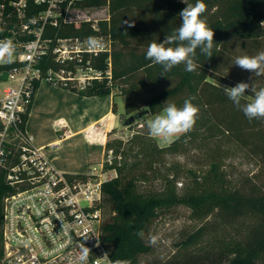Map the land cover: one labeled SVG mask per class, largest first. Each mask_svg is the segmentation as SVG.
<instances>
[{"label":"trees","instance_id":"obj_1","mask_svg":"<svg viewBox=\"0 0 264 264\" xmlns=\"http://www.w3.org/2000/svg\"><path fill=\"white\" fill-rule=\"evenodd\" d=\"M4 3L0 36L14 30L20 39L33 38L34 34H19L20 19L9 0ZM195 3L196 0H75L73 5L77 7L106 4L109 17L98 20L96 28L93 20L46 23L42 37L50 39V46L37 66L43 74L63 66L74 68L75 64H89L105 72L110 60L111 84L105 77L93 79L82 89L73 85L64 87L83 95L104 96L111 94L115 85L124 96V112L135 113L134 118L141 116L139 109L143 106L144 112L157 113L167 101L177 105L193 98L192 103L199 108L196 123L189 132L164 146L144 140L132 161L115 162L117 174L103 184L101 201L104 240L114 260L127 259L136 264L140 255L152 252L153 246L147 239L152 222L162 211L183 205L195 220L214 218L186 237V247L207 237L206 254L213 264L228 258L229 264H264V185L253 180L233 185L223 169L225 146L234 144L256 159L259 172H264V119L250 121L225 96L223 86L220 88L210 79L231 87L239 82H254L257 89L264 87V77L248 76L232 63L237 56L264 51V0H204L206 11L202 18L214 31L213 56L208 58L197 49L199 67L195 71L187 72L181 64L160 76L162 66L145 58L148 44L152 40L163 42L182 23L178 14L187 4ZM44 8V4L28 0L25 20L39 15ZM88 36L109 40L110 51L84 52L68 65L55 60L52 48L58 38ZM14 64L16 61L0 65V70ZM39 83L35 82L33 96ZM245 93L254 97L250 89ZM251 100L245 97L242 104ZM31 105L32 101L20 113L21 130L25 129ZM106 147L114 148L116 155L120 152L113 143H107ZM191 148L202 151L204 162L186 168L191 180L179 191L178 170L183 165L167 158ZM8 191L10 186L0 168V198ZM1 223L0 204V228ZM138 232L144 235L138 236Z\"/></svg>","mask_w":264,"mask_h":264},{"label":"built area","instance_id":"obj_2","mask_svg":"<svg viewBox=\"0 0 264 264\" xmlns=\"http://www.w3.org/2000/svg\"><path fill=\"white\" fill-rule=\"evenodd\" d=\"M33 1L44 4L45 8L28 21L25 20L28 0H9V4L20 19L19 34H34V37L20 39L14 30L0 36L11 39L16 46V64L0 70L7 75L0 96V168L10 186V191L0 198V264H79L82 243L91 249L87 264H109V260L103 259L104 253H109L110 260L114 259L104 240L101 201L103 184L116 176V169L97 162L82 173L62 171L21 130L19 121L20 113L33 100L36 81L82 89L103 75L111 81V63L109 60L105 72L89 64H75L74 68L63 66L43 74L37 63L50 46V39L42 37L44 26L69 21L67 15L77 6L73 5L75 0ZM4 4L0 0V24ZM100 38L104 41L100 50L89 49L86 39L58 38L52 53L56 61L68 65L80 59L84 52L110 51V41ZM97 239L99 247L95 246Z\"/></svg>","mask_w":264,"mask_h":264},{"label":"rangeland","instance_id":"obj_3","mask_svg":"<svg viewBox=\"0 0 264 264\" xmlns=\"http://www.w3.org/2000/svg\"><path fill=\"white\" fill-rule=\"evenodd\" d=\"M108 17L109 13L106 4L73 7L67 15L69 21H98ZM243 73H247L248 76H255L249 71L243 70ZM6 77L7 75L5 73H0V96L1 90L6 83ZM105 77L106 75H103L99 80H103ZM210 79L221 86L231 87L215 79ZM111 83L112 82L108 79V84ZM112 91L117 95L116 101L118 109L122 112L121 126L117 129L118 131H109L110 133L106 144L113 143L115 147H119L120 152L116 155L114 148L106 147L104 157L99 161L104 164V167L115 168V162L121 163L123 160L128 162L132 161L144 140H146L147 143L153 142L159 146L169 144L152 138L147 126L148 122L154 119L156 115L162 114L163 110L157 113H148L144 112L146 106H143L139 109V111L142 112L141 116L139 118H134L133 121L128 123L126 121L130 115L124 112V96H121L120 89L115 85L112 86ZM245 95L247 98L254 99V97H251L247 93H245ZM182 105L183 104H177L178 107ZM133 115H135V113L132 114V116ZM225 147L227 148V154L223 161V169L233 185L243 184L247 181L252 182V180L264 185V172H259L260 164L256 159L251 157L244 150L237 148L234 144H229ZM122 151H124L125 154H122ZM167 159L170 162H177L183 165V167L178 170L180 173L177 182L179 191H182L185 185L191 180V176L186 168L192 166L197 167L203 165L204 162L202 151L196 148H191L183 154L169 156ZM154 184L157 185L156 182H154ZM210 221H214V218L210 217L202 221L191 218L190 210L183 205L162 211L152 222L147 234L148 240L150 235H158L160 238L159 242L156 245H152V252L140 255L136 264H213L206 254L208 248L206 244L207 237H204L202 240H199L200 242L192 246L186 247L184 244V240L191 232ZM235 257H237V255H235L234 258ZM228 259H224L217 264H229Z\"/></svg>","mask_w":264,"mask_h":264},{"label":"clouds","instance_id":"obj_4","mask_svg":"<svg viewBox=\"0 0 264 264\" xmlns=\"http://www.w3.org/2000/svg\"><path fill=\"white\" fill-rule=\"evenodd\" d=\"M205 11L204 0H196L194 5L187 4L178 14L182 18L180 26L168 33L163 42L155 40L149 42L145 58L154 65L162 66L163 71L160 76H165L167 72L181 64L185 66V71H195L199 67L196 62L197 49L208 58L213 56L214 31L202 18ZM86 43L91 50L104 48L103 39L97 36H88ZM15 51L16 46L11 39H0V65L14 63ZM232 63L253 73L255 77H264V51L251 56H237ZM248 89L254 94V99L242 104V100L246 97L245 91ZM222 91L250 121L264 119V87L257 89L254 82L251 84L239 82L234 87L223 86ZM192 99H185L181 107L167 101L162 114L156 115L148 122L150 136L161 142L171 143L174 138L189 132L194 127L199 113V108L192 103ZM137 235L142 237L144 233L138 232ZM88 239L89 237L84 240ZM159 239L158 235H150L149 243L156 245ZM95 246H100L98 239ZM90 253L91 249L82 243L78 255L79 264H87ZM103 259L109 260V264H131L127 259L112 261L107 252L104 253Z\"/></svg>","mask_w":264,"mask_h":264},{"label":"crops","instance_id":"obj_5","mask_svg":"<svg viewBox=\"0 0 264 264\" xmlns=\"http://www.w3.org/2000/svg\"><path fill=\"white\" fill-rule=\"evenodd\" d=\"M116 97L83 95L42 80L24 130L56 168L82 173L103 159L109 131L121 126Z\"/></svg>","mask_w":264,"mask_h":264},{"label":"water","instance_id":"obj_6","mask_svg":"<svg viewBox=\"0 0 264 264\" xmlns=\"http://www.w3.org/2000/svg\"><path fill=\"white\" fill-rule=\"evenodd\" d=\"M133 119H134V117L132 116V115H130L129 117H128V119H127V121L126 122H131V121H133Z\"/></svg>","mask_w":264,"mask_h":264}]
</instances>
